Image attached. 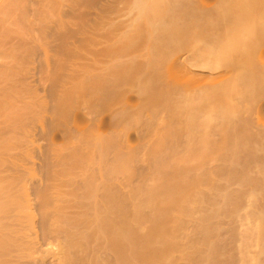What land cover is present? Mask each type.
I'll return each instance as SVG.
<instances>
[{"label":"bare ground","instance_id":"1","mask_svg":"<svg viewBox=\"0 0 264 264\" xmlns=\"http://www.w3.org/2000/svg\"><path fill=\"white\" fill-rule=\"evenodd\" d=\"M58 1L60 0H42L41 3L48 10L46 16H57V23H51L55 25L52 32L54 38L60 41L61 49L65 50L72 32L60 20L63 17L60 18L61 10L57 9ZM63 1L68 4L67 9L68 6L70 10L83 7L87 13L94 11L96 15L89 20L88 16H84L77 33L83 36L79 44L91 47V42L95 45L102 39L103 44L107 40L109 45L100 52L96 51L95 54L101 59L94 58V64L87 62L80 77L76 80L72 78L71 86L65 90L60 91L59 85L63 86L67 78L56 74L58 72L53 75L48 90L53 104L49 105V109L56 117H67L69 124H61L62 120L59 123H49L48 134L44 136L55 137L61 127L66 130L67 137L85 136L77 124H83L82 117L85 118L90 111L100 115L99 121L98 117L93 120L98 121L103 128L114 121L113 117L119 121L117 123L123 120L126 128H136L139 146L136 145V149L132 148V151L126 146V150L120 144L119 137V140L113 141L110 139L112 136L102 138L92 132L94 136L88 139L91 151L87 152L81 146L73 145L67 152V148H63L64 153L58 155L62 172H56L50 157L43 161L44 167L41 166L51 180L60 173L59 177L66 175L65 184L71 190L67 195L69 193L82 210L76 216L70 215L64 211V204L60 206L61 200L57 198L63 193L59 191L61 189L58 190L61 194H56L55 197L53 190L50 195L45 188L47 194L43 193V203L45 209H50L46 211L47 209L41 208V212L45 210V230L47 232L53 229L52 224H56L59 232L66 235V257L60 255L65 258L61 263V257L58 258L59 264H167L168 260L174 264H237L238 258L243 262L260 264L257 257H249L248 249L254 243L258 252L264 256V0H215L212 5L207 4L206 0H62V4ZM121 1L131 2L136 14L131 23L132 29L124 33L118 32L116 27L110 25L109 17L104 16L105 12L115 10V6ZM24 2L25 0H13L10 11L16 15L15 21L25 33L17 35L19 32H15L19 41L7 50L8 53L6 48H2L5 51L2 52L8 54V58H5L9 62H16L17 66L0 64V163L10 147L21 148L27 141L26 132L30 131L29 128L39 126L43 120L41 112L49 111L32 83V78L36 75L32 66L35 62L38 64V53L48 47L43 45L44 49L38 44L42 45V40L47 37L42 38V30L37 27V31L41 32V36L37 33L39 43L29 37L30 22L27 26ZM105 25L111 31L107 29L109 33L106 35L102 32L104 39L101 36L97 41L96 36L92 38L96 29L100 30ZM31 28L35 30V27ZM35 32L33 31V36ZM184 53L204 62L206 60L208 67L218 73L203 84L186 69L175 76L174 67H167L164 63L169 56L178 59ZM69 81L66 83L69 84ZM126 87L139 100V106L136 104L138 108L133 105L134 109L131 100L125 98L126 95L129 96V93H125ZM117 99H120L122 106L120 108L117 105L120 110L109 121L108 116L103 117V112L110 105L113 106ZM79 104L88 109L85 116L81 112L86 109L81 110L80 106V110H77ZM110 108L114 110L116 106ZM90 116H93L92 113ZM56 119L59 121V118ZM86 120L84 127L90 123L88 118ZM123 121L121 123L124 124ZM117 123L115 120V125ZM98 124L95 126L98 127ZM91 125L89 127L94 128ZM87 131L89 130H85V134ZM112 134L115 135L116 132ZM120 134L121 132L117 136ZM48 150L50 149L46 151ZM51 150L54 152V149ZM50 152L52 151L48 153ZM142 154L146 155L143 156V161L146 159L145 162H148V166L145 164L148 170L145 168L146 173L140 171L141 179L134 181L136 173H139L138 163L142 160ZM58 162L55 165L58 166ZM70 167L74 168L73 172H69L72 169ZM15 168L18 166L12 167V171L20 174L23 172L21 169L15 171ZM14 172L11 173L17 174ZM1 175L3 172L0 170L2 180L5 177ZM9 176L8 178L13 177ZM27 178H23V182ZM30 178L29 180L33 177ZM33 179L36 180V176ZM4 183L3 186L8 188L11 181L8 185ZM34 184L38 185L36 182ZM10 188L14 190L15 187ZM38 189L35 187L37 194L40 191ZM12 190L9 189L11 193L14 192ZM41 190L43 191L42 188ZM15 194L17 193L9 196L18 195ZM61 197L66 199L67 196ZM12 199L7 206L14 200ZM247 201L250 203L247 217L251 221L241 236L240 250L243 256L238 257L239 249L237 250L234 242L239 236L235 233L237 229L234 231L228 228L232 231V234L229 233L232 237L228 234L229 239L225 238L228 243L222 244V223L216 217L226 215L231 220V228H234L232 220H236ZM15 210L17 211V207ZM20 213L19 216H22ZM216 219L220 221L217 222ZM14 222L15 225L11 223L14 227L4 226L8 229L11 227L14 232L5 230V233L19 235L18 227L20 229L25 225L24 221ZM16 222L23 225L17 224L15 227ZM27 224L29 223L26 226ZM30 226L28 230L32 232L34 229L30 231ZM58 229L54 228L53 231L57 232ZM26 232L28 231L22 232L23 236L28 237ZM48 234L46 237L50 236ZM19 237L12 239V247L8 245L11 244L9 239L6 242L0 233V252H4L2 250L5 248L2 249V246L5 242L9 252L14 247L27 245ZM96 241L99 244L94 247L91 243L95 242L97 245ZM31 245L34 247V242ZM25 249L17 251L20 255L22 251H32L28 247ZM25 252L23 257L27 254ZM10 254L16 255L18 252ZM1 260V263L7 261L3 258ZM14 262L7 261L9 264ZM17 263L20 264L15 262Z\"/></svg>","mask_w":264,"mask_h":264},{"label":"rangeland","instance_id":"2","mask_svg":"<svg viewBox=\"0 0 264 264\" xmlns=\"http://www.w3.org/2000/svg\"><path fill=\"white\" fill-rule=\"evenodd\" d=\"M62 0H60V1H58V3H56L57 4V9H60L61 10V15L60 14H58V16L60 15L61 17L60 18H62L63 17V19H60V20H62V22L65 24V26L69 29V31H71L72 32V35L69 37V41L67 40V43L68 44H66V48L67 49H65V50H62L61 49V44H60V41H58L57 39H55L54 38V34H53V30H54V28H55V25L54 24H56L57 23V16L56 17H54V16H46V13H47V11L45 10V8H46V6L45 5H42V0L40 1V0H25V6H26V9H25V17H26V21H28V22H26L27 24V26H29V24H30V27L28 28L29 30V34H30V38H33V39H35V41L37 42V44L39 43L38 42V39H39V41H40V38H38V34L39 33H41L42 34V38H44V37H47L46 39H44V40H42L43 42H41V43H43L42 45L39 43L38 44V46H41V47H43L44 48V46H48V47H45V48H47L48 49V51H47V49L44 51V50H42L41 49V47H40V50H42L41 52H39L38 54H39V56H38V54H37V62H38V64H36V62L34 63V65L32 66L33 68H35V76H33V85L35 86V88L37 89V92H38V94H39V97H40V99L43 101L44 100V102L47 104V106H48V110L49 111H46V110H44V112H46L45 114H44V112L42 111L41 113V117H42V119L44 120H42V124L40 123L39 124V126H35V127H32V128H29L30 129V131H27L26 133H28L27 135H26V142H28V143H31V144H26L25 145V143L26 142H24V144L23 145H21V148L19 147H10V149H9V151H6V153L4 154V156H3V160H2V162L0 163V170L3 172V175H1V176H3V177H5L4 179H2V180H4L3 181V183L5 184V185H8V182H10L11 181V183L13 182V185L11 186V183H9V186H8V188H6V186H3V183L1 184L2 186H3V188L5 187V190L6 189H8V190H6L7 192H9V193H7L3 188H2V186L0 185V227H2V228H4V229H0V233L2 234V237L3 238H5L3 235H7V234H9L10 232H14V231H12V229H11V227H14V226H12L13 224L15 225V222L14 221H20V222H22V221H24L23 223L25 224V225H23V223H21L23 226H21V228L19 229V227H18V234L20 235V237H19V235H17L16 233H14V235L12 234V233H10L9 235L10 236H13L14 238H12V239H15L16 237L18 238H22L21 240H22V242L25 244H27V245H25V246H27L28 247V249L29 250H32L31 252L27 249V251H29V252H25V251H22L21 252V255L19 254V251H17L18 249L21 251V250H24L25 248H27V247H25L24 245H23V247H24V249H21V248H23V247H20L19 248V246L18 247H14V250H16L17 252H18V254L20 255H18V254H16V255H18V256H16L15 254H13V252H15V253H17L16 251H14L13 250V248L11 249V250H13V251H8L7 249H6V247L7 248H9L8 247V245H11L12 247L14 246V245H12L13 243H11V241H12V239H10L11 237L9 236V235H7L6 236V242L8 241V239H9V241H10V243L11 244H9L8 243V245H7V243L5 242L3 245L4 246H2V249L3 248H5V249H1L2 251H4L5 252V250L7 251V253H4V252H0V257L1 258H3L4 260L5 259H7V261L9 262V261H15V262H20V264L22 263V264H59V262H58V258H60L62 255H65L66 254V251H67V243H66V241H65V238H66V235H65V233L64 232H59V229L56 227L57 225L56 224H52V226H53V229L54 228H56V229H58L57 230V232L59 233H57L56 231L54 232L53 231V229H51V230H47V232H46V226H44V220H43V214H44V212L43 211H45L46 209V211H50V209L47 207L46 209H45V204L43 203V201L45 200V194H47L46 192H45V188H47V192H49L50 193V195H52L53 193L55 194V197H57L56 196V194H58V195H60L61 194V192H63L61 195H64V196H67L66 197V199H64L65 197H61V195L59 196V197H57L58 198V200H61L59 203H61L60 204V206L62 207V205L64 204V206H63V209H64V211H67L70 215H72V216H76V215H78L82 210H81V208L79 207V205H78V207H77V202H76V200H74V198L72 197V196H70L69 195V193H68V195H67V192H70L71 193V190H70V188L69 187H67L66 186V184H65V182H66V175L65 174H63L62 175V177H59L60 176V174L58 175V176H55V177H52L53 178V180H51L50 179V177H47L46 175V173H45V171L43 170V167H44V160L45 159H47L46 157H50L49 159H51L50 161H52V163H53V165H54V169L56 170V172L58 173V171L59 172H62L61 171V169H62V164H61V162H58V161H60L59 160V157L60 156H58V155H60L61 154V152L62 153H64L63 151V148L65 149V148H67V149H65L66 151L65 152H67V150L68 149H71L70 148V146L71 145H73L74 147H79V146H81L82 148H84L85 149V151H87V152H89V151H91V148L89 147L90 145L88 144V139H89V137H92V136H94V134L95 135H99L100 137H102V138H109L110 136H112V137H110V139H113V141L115 140V139H118L119 140V138H120V140H119V142H120V144L122 145V147L124 146L125 147V149L127 150V147H128V149L130 150V151H132V148H134V149H136V145H138L139 144V139L137 138V131H136V133H135V131L134 130H131V128H130V126L128 127V128H126L125 126V122H124V124L123 123H121L122 121H120V123H117V119L116 118H114L113 116L118 112V110H120V108H121V106H122V104L120 103V99H117L116 101L117 102H114L113 104V106L115 107L116 106V109H114L113 110V108H110V107H113V106H109L108 107V109H106V111H104L103 112V117H105V115L106 116H108L109 118V121H112V117H113V122L110 124L109 123V125H108V127L107 126H104L105 128H103V126H99L100 125V123L98 124V121H99V119H100V115L98 116L97 114H95V113H93V112H90L89 111V113H87L88 111V109H86V108H84V107H86L84 104V106H82V104H79V107L77 108V110L79 109L80 110V106H82V109L81 110H85L84 112L82 111H80L81 113H83L82 114V116H85L86 114L85 113H87V115H86V119L88 118V121L91 123L92 122V125L89 123V125H91V127H94V128H90L89 127V125L87 124V126L86 127H84L85 126V124L84 123H86V119L85 118H83L82 116V120H81V123H83V124H77L79 127H81L80 129H81V133H84V135L85 136H83V134H82V136H76L77 138H75V136L73 135L72 137H67L66 135H65V129L64 128H62L61 127V129H60V131L56 134V135H54L55 137H53V135H50L51 137L49 138V137H47L46 138V136H47V134H48V128H47V125L49 124V123H52V122H60L61 120L63 121V123H61V124H67L66 126H68V124H69V119L67 118V117H64V116H58L57 115V117H56V115L49 109L51 106H49V105H52L53 103H52V98L51 97H49V92H48V90H49V88H50V86H51V82H52V80H53V75L56 73V72H58V73H56V74H58V75H61V76H63L64 78H67V80L69 81V84H67L68 82H67V80H66V82H65V84H63V86H61V85H59L60 86V88H59V90L60 91H63V90H65L66 88H68V87H70L71 86V82H72V78H73V80H76V79H78L80 76L79 75H81V70L83 69V67L84 66H86L88 63L87 62H89V64H91L93 61H95L96 60V58L97 59H101L100 57H98L95 53H96V51L97 52H100L102 49H105V47H107V45H109V43H108V41L106 40H104V44H103V40L101 39V38H103L102 36H104L103 35V33H105V35L107 34V32H108V30L107 29H109V32L111 31L110 30V27L109 26H107V25H105L104 27H102V29H96V30H92V32H94V31H96V32H94L95 34H94V36L93 35H91L92 36V38L94 37L95 38V36H96V38L97 39H95L96 41L97 40H102V42H101V40L100 41H97V43L94 45L93 44V42H91L90 43V45H91V47H88V45L86 46H83V45H81V44H79V41L81 40V38L83 37L82 35H78L77 33L79 32V30H80V26H81V22L83 21V19H84V16H88V20L89 19H91V18H93L94 16H96L95 15V13H93L94 11H91V12H89V13H87L86 11V9H84L83 7H80V9L79 8H76V9H72V10H70V7L68 6V9H67V5L68 4H66V3H64V1H63V4H62V2H61ZM12 2H13V0H0V64H3L4 65V63H6V64H11V65H13V66H17V63L16 62H14V61H10L9 62V59H6L5 57H7L8 56V49L10 50L13 46H15L18 42L17 41H19V39H18V36L17 35H19V34H22V33H25L24 31V29L21 27V26H19L18 27V23H17V21H15V17H16V15L14 14V13H12L11 11H10V8L11 7H13V5H12ZM61 2V3H60ZM206 2H207V4H209V5H212V4H214V2H216L215 0H206ZM45 4V3H44ZM45 6V7H43L42 8V6ZM40 7V8H39ZM116 8H115V10L113 11V10H111L110 12H105L104 13V16H107V17H109L108 18V21L110 22V25L111 26H113V27H116L117 28V30H118V32H120V33H124V32H126V31H129L130 29H132L131 28V23H132V20H133V18L136 16V14H135V9H134V6H133V4L131 3V2H128V1H121V2H119L116 6H115ZM47 9V8H46ZM65 9V10H64ZM39 10V11H38ZM68 12H67V11ZM57 12H59V10H57ZM42 13H44V15H41ZM107 13V14H106ZM63 14V15H62ZM67 14H69V15H67ZM79 16V17H78ZM52 21V22H51ZM56 21V22H55ZM30 22V23H29ZM55 22V23H54ZM29 23V24H28ZM33 23H35L34 25H33ZM51 23H54V24H51ZM71 23V24H70ZM68 24V25H67ZM37 25H39V26H37ZM17 26V27H16ZM31 26H33V27H35V30H36V32H35V30H33L34 28H31ZM78 28H77V27ZM106 26L108 27V28H106ZM41 31V32H39V30L37 31V28ZM76 27V28H75ZM19 28V29H18ZM31 28V29H30ZM41 28V29H40ZM71 28V29H70ZM75 28V29H74ZM105 28V30H103ZM8 29H9V31H8ZM16 29V30H15ZM107 30V31H106ZM27 31V32H28ZM33 31L35 32L34 34H35V36H33L32 34H33ZM105 31V32H104ZM9 32V33H8ZM15 32H19L17 35L15 34ZM22 32V33H21ZM103 32V33H102ZM108 32V33H109ZM38 33V34H37ZM76 33V34H75ZM41 34H39L40 36H41ZM44 34V35H43ZM92 34V33H91ZM100 34H102V35H100ZM8 37H7V36ZM13 35H15V37L13 36ZM39 36V37H40ZM100 36H101V38H100ZM28 37V38H29ZM36 37H37V39H36ZM99 37V38H98ZM17 39V40H16ZM104 39V38H103ZM28 40H30V39H28ZM46 42V43H45ZM100 44H99V43ZM13 45V46H12ZM44 45V46H43ZM89 45V46H90ZM106 45V46H105ZM51 46V47H50ZM103 46V47H102ZM29 47V46H28ZM2 48H6V51H7V53H6V55H5V53H3L2 51H4V49H2ZM26 48H27V46H26ZM44 48V49H45ZM2 49V50H1ZM39 50V51H40ZM5 52V51H4ZM4 54V55H3ZM41 54V55H40ZM49 55V56H48ZM87 55V56H86ZM185 55V56H184ZM4 58H3V57ZM182 56V57H181ZM180 56V58H174V57H171V56H169L168 58H166V61H165V66L167 65V67L168 66H173L174 68H173V74L175 75V76H178L179 74H181L182 73V71L184 70V69H186V70H188L190 73H192V74H194L196 77H197V79H198V81L199 82H202V84L203 83H205L206 82V80H209L211 77H213V76H215L218 72L217 71H214V70H212L210 67H208V65H207V61L205 60V62H204V60H201V59H197V58H194V57H192V56H190L189 54H183V55H181ZM44 57V58H43ZM79 57V58H78ZM8 58V57H7ZM94 58H95V60H94ZM5 59V60H4ZM64 59H65V62H63L64 61ZM62 60V61H61ZM68 60H69V62H68ZM5 61V62H4ZM46 61V62H45ZM57 61V62H56ZM3 62V63H2ZM56 62V63H55ZM91 62V63H90ZM14 63V64H13ZM48 63V64H47ZM87 63V64H86ZM56 66H55V65ZM85 64V65H84ZM92 64H94V63H92ZM32 65V64H31ZM51 67H50V66ZM74 67V68H72V66ZM38 66V67H37ZM56 67V68H55ZM43 68V69H42ZM56 69V70H55ZM75 71H74V70ZM54 70V71H53ZM70 70V71H69ZM77 71V72H76ZM75 72V73H74ZM70 73V74H69ZM79 73V74H78ZM78 74V75H77ZM71 75V76H70ZM69 77H71L70 79H69ZM196 84V83H195ZM70 85V86H69ZM192 85H194V83L192 84ZM197 85V84H196ZM58 86V87H59ZM128 91H131V90H128V87H126L125 88V93H129ZM132 94H134V92H132ZM131 94V92L129 93V96H127L126 95V99H130L131 101L130 102H132V106L133 105H135L136 106V104H137V106H139V100H137V99H135V98H137L136 96H135V98H134V96ZM130 95H132L131 97H130ZM46 100V101H45ZM119 100V101H118ZM138 101V102H137ZM121 102H123L122 101V99H121ZM117 103V104H116ZM117 105H120V108L119 109H117L119 106H117ZM135 106H133V108L135 107ZM136 106V107H137ZM84 108V109H83ZM138 108V107H137ZM112 109V110H111ZM135 109V108H134ZM110 111H112V112H110ZM51 113H53L52 115H51ZM78 113H79V111H78ZM91 113H92V117L90 116L91 115ZM105 113V114H104ZM108 113V114H107ZM85 114V115H84ZM95 114V115H94ZM113 114V115H112ZM95 117H98L97 118V120L98 121H95L96 120V118ZM111 117V118H110ZM55 118V119H54ZM56 118H59V121H58V119H56ZM95 118V120H93ZM115 120H116V125H115ZM66 121V122H65ZM85 121V122H84ZM119 122V121H118ZM88 123V122H87ZM43 124H44V126H43ZM95 124L97 125L98 124V127L97 126H95ZM121 124H123V125H121ZM101 125H103V124H101ZM110 125H112V126H110ZM125 125V126H124ZM62 126V125H61ZM65 126V125H64ZM77 126V127H78ZM162 126V125H161ZM36 127L38 128V129H36ZM101 127V128H100ZM43 128V129H42ZM85 128H87V129H85ZM127 130H126V129ZM90 129H91V131H90ZM85 130H89V131H87L86 132V134H85ZM44 131H45V133H44ZM33 132V133H32ZM88 132L90 133V135L88 134ZM94 134H93V133ZM116 132V136L114 135V134H112V133H115ZM121 132V134L120 135H118L117 136V134H119ZM129 132V133H128ZM127 133H128V136L130 135V137H128L127 136ZM92 134V135H91ZM110 134H112V135H110ZM28 135H29V137H28ZM44 135H46V136H44ZM87 135V136H86ZM89 135V136H88ZM121 135H122V137H121ZM35 136V137H34ZM109 136V137H108ZM79 137V138H78ZM84 137V138H83ZM117 137H119V138H117ZM139 137V136H138ZM29 138V139H28ZM50 140H49V139ZM37 144V145H36ZM25 145V146H24ZM31 145V146H30ZM72 146V147H73ZM127 146V147H126ZM139 146V145H138ZM137 146V147H138ZM22 147H25V148H22ZM32 147V148H31ZM52 147V148H51ZM27 148V149H26ZM23 149H25V150H23ZM47 149H50V150H48V151H46ZM51 149H54V152H53V150H51ZM55 149H57L56 150V152H55ZM59 149H62V151H60ZM11 150V151H10ZM29 150H31V151H29ZM59 150V151H58ZM14 151V152H13ZM22 151H24V153L22 152ZM29 151V152H28ZM49 151H52V152H50V154L48 153ZM20 152H22V153H20ZM9 153H11V154H9ZM53 155H52V154ZM8 154H9V156H8ZM28 154V155H27ZM13 155V156H12ZM21 155H23L22 157H21ZM44 155H45V158H43L44 157ZM28 156V157H27ZM51 156H52V158H51ZM54 156H55V158H54ZM58 156V157H57ZM142 157H141V161H140V163H138L139 165H138V170H139V173H136L137 175H135V177L133 178V180L134 181H139L141 178L140 177H142V173H143V171H144V173H146L147 172V170H148V168H147V163L145 162V160L143 161V159L145 158H143V156H146V155H144V154H142L141 155ZM26 157V158H25ZM12 158V159H11ZM58 158V159H57ZM7 159V160H6ZM25 159V160H24ZM17 160V161H16ZM22 161H24V162H22ZM44 161V162H43ZM9 162V163H8ZM13 162H14V164H16L17 166H18V168H15L14 170L16 171V170H18V169H21L22 171V175L20 174V172L18 173V171H16L17 172V174H15V175H13L11 172H14V171H12V167H17V166H15L14 164H13ZM55 162H58V163H60V164H58V166L57 165H55ZM25 164V165H22V164ZM141 163H144V164H141ZM147 166H146V165ZM13 165V166H12ZM20 165H22V167L20 166ZM43 167H42V166ZM20 166V167H19ZM24 166V167H23ZM57 166V167H56ZM11 167V168H10ZM56 167V168H55ZM74 167V166H73ZM73 167H70V168H72V169H69V172H73L72 170L74 169ZM142 167V168H141ZM41 168V169H40ZM57 168L59 169V170H57ZM145 168H147V170H145ZM141 169H143V170H141ZM42 170V171H41ZM75 170L76 171H79V169H77V167H75ZM75 170H74V172H75ZM68 171V170H67ZM142 173H141V172ZM146 171V172H145ZM16 172H14V173H16ZM44 174H43V173ZM138 172V171H137ZM29 173H31V175H29ZM63 173H64V171H63ZM46 174V175H45ZM6 175V176H5ZM9 175H11V176H13V177H11V178H8V176ZM16 175H17V177H18V180H20V181H18L17 180V177H16ZM19 175H21V176H19ZM25 175V176H24ZM29 175V176H28ZM45 175V176H44ZM28 178H27V177ZM34 176H36V180H34L33 178H34ZM42 176H44V177H42ZM10 177V176H9ZM20 177H22V179L20 178ZM29 177H33L32 179L34 180H32L31 178V180H29ZM46 177L48 178V179H46ZM20 178V179H19ZM23 178H27V179H25L24 180V182H26L24 185H22L24 182H23ZM5 179H7V180H5ZM9 179H10V181H9ZM12 179H13V181H12ZM15 179V180H14ZM38 179V180H37ZM41 179V180H40ZM63 179V180H62ZM1 179H0V181H2ZM16 180H17V182H16ZM21 180H22V182L23 183H21ZM26 180H28V182L26 181ZM54 180H56L55 181V183H57V184H60L59 186L57 185V184H55L54 183ZM58 180V181H57ZM60 180V181H59ZM65 180V181H64ZM17 183H15V182ZM30 181H33L34 183L36 182L38 185H36V184H34L33 182H31L30 183ZM39 182V183H38ZM40 182H41V184H40ZM236 182V181H235ZM29 183V184H28ZM52 183H54V184H52ZM64 183V184H63ZM232 182H230V184H231ZM20 184V185H19ZM28 184V185H27ZM31 184H33L34 185V187H33V185H31ZM39 184H40V187H39ZM48 184V185H47ZM232 184H234V183H232ZM236 184V183H235ZM234 184V185H235ZM16 185V186H15ZM19 185V186H18ZM52 185V186H51ZM233 185V186H234ZM15 187V188H13L14 190H12V188H10V187ZM18 186V187H17ZM25 186V187H24ZM43 186V187H42ZM46 186H48V187H46ZM24 187V188H23ZM35 187L36 188H39L38 190H40L39 191V193H42V195H40L39 193L37 194V190H35ZM59 187V188H58ZM235 187V186H234ZM18 190H17V189ZM41 188L43 189V191L41 190ZM51 188V189H50ZM56 188V189H55ZM9 189H11L12 191H14V192H12L11 193V191H9ZM25 189H27L26 190V192H25ZM29 189V190H28ZM34 189V190H33ZM49 189H50V191H49ZM59 189H61V190H59ZM17 190V191H16ZM51 190H53V193H52V191ZM61 191L60 192V194H59V191ZM69 190V191H68ZM20 191V192H19ZM23 191V192H22ZM34 191V192H33ZM35 191H37L36 193H35ZM55 191V192H54ZM19 192V193H18ZM45 192V194H43ZM14 193H17L18 195H21L20 197L22 198H20L17 194H15V195H17V196H15V197H13V196H9V195H14ZM52 193V194H51ZM25 195V196H24ZM40 196H42V197H40ZM7 197H8V199H10V197H12L14 200H15V202H11V203H14V205H12L11 203H10V205H12L13 207H12V209H11V206L9 207V206H7L8 205V203L11 201V199H10V201L8 202V203H6L7 201H8V199H7ZM44 197V198H43ZM53 197V199L54 200H57V198H54V196H52ZM61 197V198H60ZM71 199V200H68L69 198ZM6 198V199H5ZM17 198H18V200H17ZM20 198V199H19ZM41 198H42V201H41ZM64 199V200H63ZM5 200V201H4ZM7 200V201H6ZM22 200V201H21ZM67 200V201H66ZM74 200V203H72V201ZM29 203H28V202ZM42 203H41V202ZM18 202H20V205L18 204ZM22 202V203H21ZM59 203H58V205H59ZM17 205V206H16ZM43 205H44V207H43ZM245 205V207L243 208L242 207V212H241V210H240V212H239V214L237 215V217H236V220L234 219V220H232V224H233V226H234V228H231L232 227V225H231V222H230V224H229V221H231L229 218H226V215H225V213H222V214H224L225 215V217L223 216V215H219V216H221V217H216V218H220L221 219V227H222V232H220V234L222 235H220V237H222L221 238V242H222V244L224 243V244H226V242L228 243V240L227 239H229V237H232V235H230V234H232V231L230 230V229H234V231L237 229V231L235 232L236 234H239V236L237 235V237H236V239H238V240H234V242L236 243H234L235 244V246L237 247V252H239V253H237V256L238 257H242L243 256V252L240 250V247H241V249H242V239H241V236L243 235V233H244V231L246 230V228L247 227H249V225H250V219L247 217L248 215V212H249V210H250V203H249V201H247V203H245L244 204ZM14 206H16L17 207V211L15 210L16 209V207H14ZM41 208H43V209H45V210H43L42 212H41ZM21 209V211H19V210ZM15 212V213H13V212ZM12 212V213H11ZM22 214H21V213ZM16 213H18L17 215H16ZM19 213L22 215V216H19ZM9 215V216H8ZM18 217V218H17ZM22 218H23V220H22ZM226 218V219H225ZM227 219H229V220H227ZM28 220V221H27ZM217 220V222H218V220L219 219H216ZM216 220H214V222L216 221ZM223 220V221H222ZM225 220V221H224ZM220 221V220H219ZM19 222V223H20ZM234 222V223H233ZM3 223V225H1ZM11 223H12V225H11ZM19 223H17L16 222V226L15 227H17L18 225L17 224H19ZM26 223H29V224H27V226H26ZM216 223V222H215ZM225 223V224H224ZM21 224H19V225H21ZM6 225H11V227H9L10 229H8L7 227L5 228L4 226H6ZM29 225H33L32 227L30 226V231L32 230V229H34L32 232H33V235H32V232H29ZM228 225V226H227ZM229 225H231L230 227H229ZM55 226V227H54ZM41 227V228H40ZM44 228V230H42ZM227 230H226V229ZM228 228H230V229H228ZM22 229V230H21ZM225 229V230H224ZM5 230H10V232H8V233H5ZM13 230H15V229H13ZM17 230V229H16ZM28 231V232H26L27 234L26 235H28L29 234V236L27 237V236H23V233H25V231ZM2 231V232H1ZM20 231H21V234H20ZM226 231V232H225ZM7 232V231H6ZM23 232V233H22ZM225 233V236H224V233ZM231 232V233H230ZM238 232V233H237ZM50 234V236H47L46 237V235L47 234ZM230 233V234H229ZM15 234L17 235V236H15ZM34 237H32L31 235ZM45 234V235H44ZM48 234V235H49ZM230 236H229V235ZM58 235V236H57ZM229 236V237H228ZM31 237H32V239H31ZM35 237H36V239H35ZM227 237V239H225ZM26 238H29L30 240H27ZM225 240H224V239ZM231 239V238H230ZM25 240H27V242L28 241H32V243H27ZM35 240H36V242H37V244H36V242H35ZM224 240V241H223ZM227 240V241H226ZM230 241V240H229ZM33 242H34V247L31 245V244H33ZM97 242V241H96ZM94 243V244H93ZM5 244H6V247H5ZM93 246L95 245V246H98V242H97V245H96V243L95 242H92L91 243ZM28 245H31L30 247H33L32 249L28 246ZM91 245V246H92ZM16 246V245H15ZM94 246V247H95ZM239 247V248H238ZM11 248V247H10ZM35 248V249H34ZM26 250V249H25ZM12 252V254L13 255H15V256H13V255H11L10 253ZM24 252H25V254L27 253H30L29 255H25L24 257H23V255H24ZM242 252V254H241V256H239L240 255V253ZM10 255H9V254ZM228 253V252H227ZM226 254V253H225ZM224 254V255H225ZM61 255V256H60ZM176 255V254H175ZM180 255V254H179ZM248 255H249V257H257L259 260H260V264H264V256L263 255H261L259 252H258V248H257V246H256V244H251V246L249 247V249H248ZM29 256V257H28ZM227 256V255H226ZM21 257H23V258H21ZM65 257H66V255H65ZM64 257V258H65ZM175 257H180V256H175ZM237 257V258H238ZM1 258H0V260H1ZM64 258H60L59 260H60V263L61 262H63L64 261ZM172 259H175L174 258V256H172ZM172 259H170V262H171V260ZM177 259H179V258H177ZM62 260V261H61ZM176 260V259H175ZM242 259L241 258H238V260L237 261H239V263H237V264H254V263H250V262H243V261H241ZM7 261L5 260L4 261V263L5 264H9V263H7ZM169 261V260H168ZM167 261V264H174V262H171V263H169ZM2 262V260L0 261V264H4V263H1ZM15 262L13 263V264H15ZM10 264H12V263H10ZM18 264V263H17ZM166 264V263H165Z\"/></svg>","mask_w":264,"mask_h":264}]
</instances>
